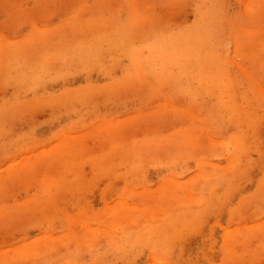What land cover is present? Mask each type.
Segmentation results:
<instances>
[{
	"label": "rangeland",
	"instance_id": "obj_1",
	"mask_svg": "<svg viewBox=\"0 0 264 264\" xmlns=\"http://www.w3.org/2000/svg\"><path fill=\"white\" fill-rule=\"evenodd\" d=\"M0 264H264V0H0Z\"/></svg>",
	"mask_w": 264,
	"mask_h": 264
}]
</instances>
